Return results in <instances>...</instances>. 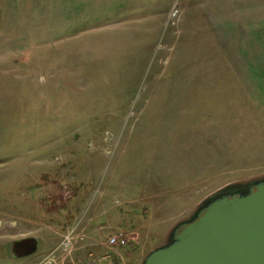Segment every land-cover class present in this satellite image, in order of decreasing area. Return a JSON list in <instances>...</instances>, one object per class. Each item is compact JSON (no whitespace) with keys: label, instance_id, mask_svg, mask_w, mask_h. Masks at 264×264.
<instances>
[{"label":"rangeland","instance_id":"374dc122","mask_svg":"<svg viewBox=\"0 0 264 264\" xmlns=\"http://www.w3.org/2000/svg\"><path fill=\"white\" fill-rule=\"evenodd\" d=\"M262 177L264 0H0V264H142Z\"/></svg>","mask_w":264,"mask_h":264},{"label":"water","instance_id":"95a60500","mask_svg":"<svg viewBox=\"0 0 264 264\" xmlns=\"http://www.w3.org/2000/svg\"><path fill=\"white\" fill-rule=\"evenodd\" d=\"M38 244L35 237L14 240L9 254L30 256ZM142 264H264V177L207 196Z\"/></svg>","mask_w":264,"mask_h":264},{"label":"built area","instance_id":"2783aa9c","mask_svg":"<svg viewBox=\"0 0 264 264\" xmlns=\"http://www.w3.org/2000/svg\"><path fill=\"white\" fill-rule=\"evenodd\" d=\"M117 237L116 236H111L109 238V244H113L114 242H116ZM59 253L57 250H52L50 252H47L46 254H44L38 261H36L33 264H67L65 263L59 256ZM68 264H111V263H98L96 260H87V261H81V262H74L71 263L69 262Z\"/></svg>","mask_w":264,"mask_h":264},{"label":"crops","instance_id":"0c3cea01","mask_svg":"<svg viewBox=\"0 0 264 264\" xmlns=\"http://www.w3.org/2000/svg\"><path fill=\"white\" fill-rule=\"evenodd\" d=\"M47 252H44L41 256L35 258L31 264L35 263L36 261H38L44 254H46Z\"/></svg>","mask_w":264,"mask_h":264}]
</instances>
